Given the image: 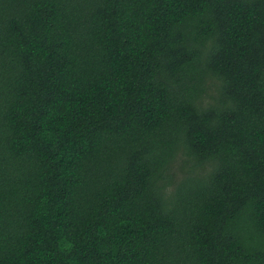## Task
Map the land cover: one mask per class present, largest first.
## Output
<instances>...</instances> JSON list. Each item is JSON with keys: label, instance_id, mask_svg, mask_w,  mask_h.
I'll return each mask as SVG.
<instances>
[{"label": "trees", "instance_id": "trees-1", "mask_svg": "<svg viewBox=\"0 0 264 264\" xmlns=\"http://www.w3.org/2000/svg\"><path fill=\"white\" fill-rule=\"evenodd\" d=\"M0 264H264V0H0Z\"/></svg>", "mask_w": 264, "mask_h": 264}]
</instances>
